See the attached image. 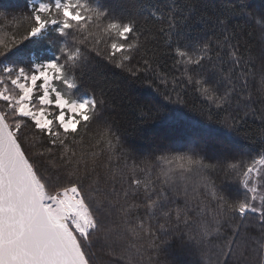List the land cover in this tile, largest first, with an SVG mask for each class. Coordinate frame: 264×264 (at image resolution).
<instances>
[{
    "label": "snow or ice",
    "instance_id": "snow-or-ice-1",
    "mask_svg": "<svg viewBox=\"0 0 264 264\" xmlns=\"http://www.w3.org/2000/svg\"><path fill=\"white\" fill-rule=\"evenodd\" d=\"M17 7L0 5V264H264V7ZM102 66L166 101L149 109L164 132L147 145L119 132ZM189 89L227 134L173 112ZM249 116L261 143L244 159L231 134Z\"/></svg>",
    "mask_w": 264,
    "mask_h": 264
},
{
    "label": "trees",
    "instance_id": "trees-1",
    "mask_svg": "<svg viewBox=\"0 0 264 264\" xmlns=\"http://www.w3.org/2000/svg\"><path fill=\"white\" fill-rule=\"evenodd\" d=\"M114 5L124 6L129 8L132 0H111ZM253 9H259L264 7V0H248ZM0 5H18L17 8L10 9V11L18 13L23 10L25 0H0ZM142 22V21H141ZM246 32L242 37V43L247 42L255 49L259 45L258 30L254 28H248L245 26ZM253 32L252 36H248L247 32ZM167 64L171 66V59L165 57ZM259 66L257 65V73ZM103 74V77L110 82L112 91L110 96L116 98L118 115L116 116L117 127L121 134H123L128 142L134 144L147 145L151 138L161 135L164 129L161 126V122L158 119H154V112H150L149 109L156 104L157 101L166 103L163 100V96L158 94L152 88H148L141 83L129 82L125 85L123 82V73L119 70L111 67H101L98 70ZM256 82L259 80V75L254 78ZM119 85V90H117ZM163 92V89H161ZM183 103L180 105H169L173 108V112H183L188 117L195 121L200 122V126L209 133H225L227 130L221 128L220 125L215 123H209L208 117L211 116L212 120L217 118L223 119L224 114L220 113L219 117L214 108L210 109V106L206 105L195 93L190 89L186 93H182ZM175 98V97H174ZM259 107V105H257ZM261 121L257 117L249 116L247 121L242 123L239 128V134H231V138L238 146V151L244 154V159L248 158L247 154L255 155L259 151V145L261 143L260 136ZM219 138V137H218ZM219 184L224 180L223 175L214 177ZM249 222L255 225V221L249 218ZM253 236L259 235V228L253 227L250 230Z\"/></svg>",
    "mask_w": 264,
    "mask_h": 264
},
{
    "label": "rangeland",
    "instance_id": "rangeland-1",
    "mask_svg": "<svg viewBox=\"0 0 264 264\" xmlns=\"http://www.w3.org/2000/svg\"><path fill=\"white\" fill-rule=\"evenodd\" d=\"M238 147V146H237Z\"/></svg>",
    "mask_w": 264,
    "mask_h": 264
}]
</instances>
